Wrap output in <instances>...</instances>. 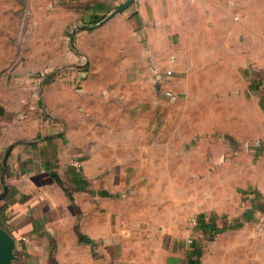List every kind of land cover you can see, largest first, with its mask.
<instances>
[{"label":"crops","instance_id":"obj_1","mask_svg":"<svg viewBox=\"0 0 264 264\" xmlns=\"http://www.w3.org/2000/svg\"><path fill=\"white\" fill-rule=\"evenodd\" d=\"M24 1L26 11L39 12L48 24L20 15L22 23L3 30L10 34L9 52L0 50V66H18L0 69V228L15 242L13 264H199L194 253L200 248L205 249L201 264H207L206 248L214 238L208 235L231 225L236 229L225 237L234 241L223 247L233 263L224 264H264V230L257 229L264 217V137L257 136L252 114L244 124L248 139L245 133L233 136L237 143L262 141L255 146L257 166L243 170L237 162L225 170L221 176L227 190L223 188L217 206L190 201L179 207L174 182L169 208H162L158 195H146L145 186L134 180L144 176V169L129 167L130 156L123 153L130 150L112 146L127 139L76 138L65 114V96L55 107L48 91L50 71L71 58L67 39L73 42L76 30L98 25L128 0ZM258 15V0H134L107 24L127 22L133 37L145 40L141 58L130 61L136 76H145L148 46L153 75L172 70L173 76H185L188 88L193 76L211 75L215 59L208 57L215 54L218 68H225H219L218 76H255L254 82L264 76L258 71L264 65ZM235 17H248V30L241 20L232 22ZM202 37L212 43L197 59L196 50L205 47ZM163 65L167 69L161 70ZM252 88L250 84L245 95L254 99L257 113V89ZM77 118L82 125L83 118ZM145 152L143 148L137 156L140 161ZM203 159L211 160L209 150ZM205 173L209 176L210 170ZM195 214L202 217L199 226L190 221ZM217 261L221 264L220 257Z\"/></svg>","mask_w":264,"mask_h":264},{"label":"rangeland","instance_id":"obj_2","mask_svg":"<svg viewBox=\"0 0 264 264\" xmlns=\"http://www.w3.org/2000/svg\"><path fill=\"white\" fill-rule=\"evenodd\" d=\"M24 4V0H0V50L7 48L9 52L10 44L6 38L10 34L3 30L11 31L13 26L22 23L20 15H32L35 23L48 24L39 12L31 14L26 11ZM258 14V31L264 42V0H258ZM240 20L248 30L249 18H232V22L239 23ZM70 32L67 31V38ZM132 32L130 24L122 22L79 32L75 41L72 40L74 43L67 39L66 49L71 58L67 57L63 65L50 71V103L56 107L61 95L65 96V114L72 121L71 133L80 140L96 137L106 141L107 137H125L127 140L124 144L119 142L112 146L130 150L123 153L130 156L129 167L144 169V176H136L134 180L145 186L146 195H158L162 208H169L170 184L174 182L178 188L179 207H185L190 201L199 206H217L219 195L223 193V188L226 189L221 174L236 168L237 162L242 163L243 170L259 163L260 156L256 154L255 146L262 141L257 139L237 143L233 135L245 133L248 139L249 127L244 124H249L252 114L257 136L264 137V76H257V82L252 81L255 76H218L221 72L219 68H225H218L215 54V58H211L212 55L208 57L215 59L212 61L215 65H210V76H193L187 88L183 80L185 76L174 74L159 86L152 73L150 59L153 52L148 46L144 51L147 62L145 76H136L132 70L136 67L131 66L130 61L141 58L145 43V40L138 42ZM195 35L199 39L202 36L200 32ZM200 41L205 47L196 50L197 59L203 52L204 55L209 51L206 49L207 43H212L205 37ZM157 51L162 53L167 50L158 48ZM213 52L210 50V53ZM259 55H262L260 51ZM229 58L231 61L235 59L232 55ZM5 67L8 71L18 68L8 65L0 66V69ZM160 69L165 70L167 66L163 65ZM258 71L264 73V65H258ZM250 84L254 87L252 91L257 89V113L253 109L254 99L245 95ZM167 90L178 94L177 102L166 96ZM79 116L84 120L82 125L78 122ZM143 148L146 150L145 158L140 161ZM207 150L210 151L211 160L206 161L203 158ZM218 150L223 151L220 157ZM207 169L210 170L209 176L205 173ZM230 181L229 189L233 186L232 178ZM193 219L202 217L195 214L190 221ZM228 226L225 224L224 228ZM234 229L236 226L231 225L222 234L216 232L215 236L208 235L214 238L210 239L206 248L209 256L207 264L217 263L218 257L221 264L228 260L233 263L232 254L226 256L223 244L234 241L233 236L225 237L228 233L232 234ZM204 252L203 248L197 252L195 250L194 257L200 261L199 264L205 256Z\"/></svg>","mask_w":264,"mask_h":264},{"label":"water","instance_id":"obj_3","mask_svg":"<svg viewBox=\"0 0 264 264\" xmlns=\"http://www.w3.org/2000/svg\"><path fill=\"white\" fill-rule=\"evenodd\" d=\"M134 0H128L123 6H121L119 9H117L114 13H112L110 16L105 18V20L101 23H99L96 26H84L76 30L73 34L72 40L74 41L75 35L79 30H89L92 31L98 27H102L108 22H110L116 15L120 14L127 8H129L133 4ZM16 260L15 255V242L10 238V236L4 232L0 228V264H13V262Z\"/></svg>","mask_w":264,"mask_h":264},{"label":"built area","instance_id":"obj_4","mask_svg":"<svg viewBox=\"0 0 264 264\" xmlns=\"http://www.w3.org/2000/svg\"><path fill=\"white\" fill-rule=\"evenodd\" d=\"M172 76H173V71L172 70H167L164 74H160V73L156 74L155 77H156L157 85H159V86L162 85L163 82H164V79L170 78ZM165 94L173 102H177L178 99H179L178 95L175 94L173 91L167 90V91H165ZM192 224L194 226H198L199 220L193 219L192 220ZM257 229H259L260 231L264 230V217L260 219V222L257 225Z\"/></svg>","mask_w":264,"mask_h":264}]
</instances>
